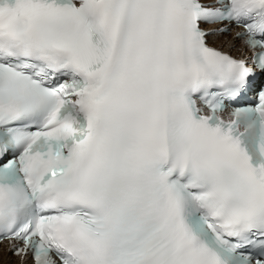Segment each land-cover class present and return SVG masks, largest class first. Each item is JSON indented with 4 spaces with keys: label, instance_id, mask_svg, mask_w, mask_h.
Instances as JSON below:
<instances>
[{
    "label": "snow or ice",
    "instance_id": "1",
    "mask_svg": "<svg viewBox=\"0 0 264 264\" xmlns=\"http://www.w3.org/2000/svg\"><path fill=\"white\" fill-rule=\"evenodd\" d=\"M5 252L264 264V0H0Z\"/></svg>",
    "mask_w": 264,
    "mask_h": 264
},
{
    "label": "bare ground",
    "instance_id": "2",
    "mask_svg": "<svg viewBox=\"0 0 264 264\" xmlns=\"http://www.w3.org/2000/svg\"><path fill=\"white\" fill-rule=\"evenodd\" d=\"M223 39L228 41V40H231L232 38H231V36H228V35H219V36L210 37V41L217 46H221L223 44ZM5 246H6V244H5ZM5 256H7V258L9 257V260L8 259L4 260ZM13 259L16 260V258L13 257L11 255V253L5 252L2 256H0V264H13V262H11Z\"/></svg>",
    "mask_w": 264,
    "mask_h": 264
},
{
    "label": "rangeland",
    "instance_id": "3",
    "mask_svg": "<svg viewBox=\"0 0 264 264\" xmlns=\"http://www.w3.org/2000/svg\"><path fill=\"white\" fill-rule=\"evenodd\" d=\"M226 42V40L223 39V43ZM9 256V255H8ZM2 259V258H1ZM8 259L9 260V257L7 258V256L4 257V260ZM15 259H13L11 262H14Z\"/></svg>",
    "mask_w": 264,
    "mask_h": 264
}]
</instances>
